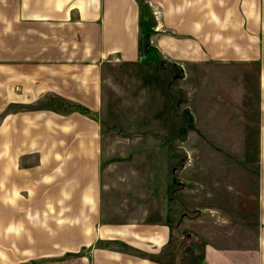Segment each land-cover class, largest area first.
<instances>
[{"label": "rangeland", "instance_id": "1", "mask_svg": "<svg viewBox=\"0 0 264 264\" xmlns=\"http://www.w3.org/2000/svg\"><path fill=\"white\" fill-rule=\"evenodd\" d=\"M0 1L2 8L8 7ZM136 1L142 26L139 54L102 59L100 107L97 112L88 107L93 113L79 111L99 124V180L105 187L101 215L108 224L120 226L159 219L163 211L155 204L153 189L160 187L161 200L172 199L170 220L176 225H171L170 240L160 255L170 264H198L201 240L221 247H253L259 236L256 196L263 154L264 84L261 92L259 62L234 54L211 57L204 50L187 56L188 50L204 48L199 43L209 42L212 35H234L232 40L237 41L239 26L228 24L233 20L227 18L216 27H202L194 37L180 28H162L160 37L168 41L176 36L178 50L169 53V43L158 49L152 38L157 20L168 19L162 16L168 0H158L160 5L154 0ZM240 4L246 22L247 13L258 14L264 59V0H256L254 8ZM35 83H28L25 90L38 91ZM14 84V90L22 92L25 83ZM67 103L75 102L40 92L18 101L15 115L0 114V122L6 126L15 122L16 130L31 122L29 136L40 141L44 108L77 111ZM17 138L15 145L0 146L1 174L6 175L0 185V264H83L79 254L88 252L89 244L72 239L73 210L57 209L60 203L53 202L58 189L71 193L75 186L67 176L53 179L56 168L48 167L53 162L44 164V152L62 149L69 159L72 147L26 145L23 128ZM8 157L11 164L5 160ZM101 220L96 228L105 225ZM102 233L110 232L102 229ZM125 234H118V239L135 238L128 230ZM101 244L113 242L105 238Z\"/></svg>", "mask_w": 264, "mask_h": 264}, {"label": "crops", "instance_id": "2", "mask_svg": "<svg viewBox=\"0 0 264 264\" xmlns=\"http://www.w3.org/2000/svg\"><path fill=\"white\" fill-rule=\"evenodd\" d=\"M154 1L160 5L158 0ZM201 1L168 0L164 3L162 16L168 19L157 20L152 42L158 49H165L169 43L167 51L173 54L178 50L177 41L174 39L176 36L168 41L162 39V28H180L194 37L202 27H216L220 25L222 18L232 19L228 24L239 26L235 33L237 41L232 40L234 35H212L209 42L199 43L204 48L195 47L191 53L188 50L187 56L194 51L204 50L211 57L234 54L258 60L260 90L263 92L264 59L261 58L259 48L258 14L254 16V12L247 13L246 22L240 11L242 1L247 3L246 7L254 8L253 3L256 6V0H208L209 5L203 1L201 5ZM4 2L8 3V7L2 8L0 1V114H7L6 118L16 114L18 101L25 102L26 99L35 98L40 92H44L46 97L54 96L81 103L97 112L101 103L100 61L113 54H139L142 26L136 0H3L2 3ZM241 39H244L243 42ZM217 40L223 42L218 44ZM189 41L197 46L191 39ZM235 50L237 53H234ZM15 80L25 83L20 93L13 88ZM35 81H38L37 85L35 83L38 91H26L25 87ZM7 107L8 110H5ZM260 107L264 108L263 93ZM0 123V146L17 144V135L23 128L27 137L26 145L40 143L44 146L72 147L69 159H66L62 149H51L48 154L44 152V164L50 165L53 162L48 166L56 168L53 179L67 176L66 179H71V184L75 186L71 193L58 189L53 202L60 203L57 204V209L73 210L72 239L80 245L89 244L88 252L79 254L83 264H170L160 255L170 240L171 225H174L173 228L176 225L170 220L172 199L161 200L160 187L153 189L155 204L163 211L159 219L133 220L134 223L120 226L117 223L110 225V221L105 216L102 217L100 204L105 187L101 186L99 180V124L95 118L74 109L58 111L44 108V124L41 125L44 137L40 141H34L33 136H29L31 122L19 126L17 130L15 122H8V126L3 120ZM260 129L263 131V154L256 196L258 243L253 247L236 248L221 247L204 241L203 259L198 264H264V123ZM9 157L5 160L11 164ZM69 162L72 165L68 169L70 173L67 174ZM48 169L44 171V175ZM1 170L0 165V185L3 176ZM68 202L71 205L66 206L65 203ZM191 206L188 208H192ZM100 219L102 220L99 223L105 225L96 228ZM130 225L136 228L133 229ZM102 229L104 233H110L103 234ZM126 230L135 238L118 239V234L127 236ZM105 238L113 244H101V240Z\"/></svg>", "mask_w": 264, "mask_h": 264}, {"label": "trees", "instance_id": "3", "mask_svg": "<svg viewBox=\"0 0 264 264\" xmlns=\"http://www.w3.org/2000/svg\"><path fill=\"white\" fill-rule=\"evenodd\" d=\"M68 107H74L75 109H77L78 111L82 112V113H93L86 105H83L81 103H67ZM202 241V242H201ZM199 241L200 243V250H199V260L203 259V245L204 242L203 240Z\"/></svg>", "mask_w": 264, "mask_h": 264}]
</instances>
